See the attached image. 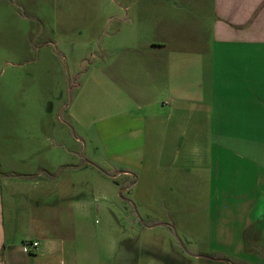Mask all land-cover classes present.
I'll use <instances>...</instances> for the list:
<instances>
[{
    "label": "rangeland",
    "instance_id": "374dc122",
    "mask_svg": "<svg viewBox=\"0 0 264 264\" xmlns=\"http://www.w3.org/2000/svg\"><path fill=\"white\" fill-rule=\"evenodd\" d=\"M157 5L0 0V185L11 182L5 226L30 214L33 202L45 211L54 201L90 263L264 264V221L247 220L254 216L247 205L216 203L210 171L179 174L164 157L159 164L129 155L142 139L116 140L142 126L123 115L142 114L114 83L115 59L122 50L144 52L156 38L141 10ZM83 194L84 214L68 204Z\"/></svg>",
    "mask_w": 264,
    "mask_h": 264
},
{
    "label": "crops",
    "instance_id": "0c3cea01",
    "mask_svg": "<svg viewBox=\"0 0 264 264\" xmlns=\"http://www.w3.org/2000/svg\"><path fill=\"white\" fill-rule=\"evenodd\" d=\"M157 2L141 10L156 38L144 43V52L122 50L115 59V85L144 115H123L142 126L116 140L142 139L129 155L158 157L159 164L164 157L179 174L210 171L216 203L247 205L254 215L247 220L264 221V0ZM204 142H211L209 150ZM10 187L9 180L0 185V264H99L77 248L67 212L53 207L54 201L45 211L33 202L30 214H14L6 228L4 189ZM84 194L68 203L82 214L89 209ZM19 221L25 232H18ZM26 242L39 246L28 254Z\"/></svg>",
    "mask_w": 264,
    "mask_h": 264
},
{
    "label": "built area",
    "instance_id": "2783aa9c",
    "mask_svg": "<svg viewBox=\"0 0 264 264\" xmlns=\"http://www.w3.org/2000/svg\"><path fill=\"white\" fill-rule=\"evenodd\" d=\"M39 244L37 242H26L24 243V250L28 253L31 254L32 251L37 250Z\"/></svg>",
    "mask_w": 264,
    "mask_h": 264
}]
</instances>
